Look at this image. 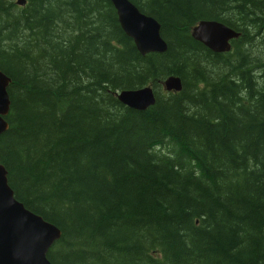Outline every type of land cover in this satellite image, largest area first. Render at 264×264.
I'll use <instances>...</instances> for the list:
<instances>
[{
  "label": "trees",
  "instance_id": "obj_1",
  "mask_svg": "<svg viewBox=\"0 0 264 264\" xmlns=\"http://www.w3.org/2000/svg\"><path fill=\"white\" fill-rule=\"evenodd\" d=\"M132 1L164 51L141 53L110 0H0L15 198L60 229L52 264H264V0ZM201 18L240 29L239 55L193 38ZM148 83L144 108L116 95Z\"/></svg>",
  "mask_w": 264,
  "mask_h": 264
},
{
  "label": "water",
  "instance_id": "obj_2",
  "mask_svg": "<svg viewBox=\"0 0 264 264\" xmlns=\"http://www.w3.org/2000/svg\"><path fill=\"white\" fill-rule=\"evenodd\" d=\"M112 1L119 8V22L122 28L134 40L141 53L166 49V41L160 33V23L153 16L138 11L127 0ZM239 34V31L216 19H200L192 28L193 37L216 52L228 50V39ZM10 80L11 78L0 69V134L8 127L3 115L9 109L10 99L6 86ZM163 82L167 89L182 87L178 75H168ZM116 95L121 101L135 108H144L155 101L150 84L122 88L116 90ZM6 173L5 166L0 162V264H52L46 256V251L54 239L60 236V229L44 220L41 215L27 209L15 198Z\"/></svg>",
  "mask_w": 264,
  "mask_h": 264
},
{
  "label": "bare ground",
  "instance_id": "obj_3",
  "mask_svg": "<svg viewBox=\"0 0 264 264\" xmlns=\"http://www.w3.org/2000/svg\"><path fill=\"white\" fill-rule=\"evenodd\" d=\"M111 1V0H110ZM132 1V0H131ZM11 2H12V4H13V6L15 7V8H22L23 9V7H25L26 5H27V3H28V0H24V2L23 3H21L20 5H17L16 3H15V0H11ZM137 7H138V5L134 2V1H132ZM238 31L240 32V34L242 33V31L240 30V29H238ZM190 34H191V29H190ZM251 41L250 40H248L247 41V43H246V45H248L249 43H250ZM235 48V47H234ZM211 50V49H210ZM235 50V52H236V54H238L239 55V49H234ZM211 53H217L216 51H213V50H211L210 51ZM246 54H248V52H246ZM218 61L219 62H222L223 64H225V65H227L226 64V62L223 60V58H218ZM165 141L168 139L167 138V136L165 135V137L163 138ZM167 143H169L168 141H166ZM171 150V148H165V150L164 151H170ZM192 165H193V163H192ZM202 225V224H201ZM204 225H205V223L200 227V228H192V230H190V229H188V230H190L191 232H196V233H199V232H201L202 230H203V227H204ZM162 258L161 259H158V260H164L165 258H164V253L162 254ZM155 258V257H154ZM156 259V258H155Z\"/></svg>",
  "mask_w": 264,
  "mask_h": 264
},
{
  "label": "rangeland",
  "instance_id": "obj_4",
  "mask_svg": "<svg viewBox=\"0 0 264 264\" xmlns=\"http://www.w3.org/2000/svg\"><path fill=\"white\" fill-rule=\"evenodd\" d=\"M15 3H16V1H15ZM17 4V3H16ZM17 5H19V4H17ZM27 44V43H26ZM233 44V43H232ZM258 47H259V49L264 53V47H262L261 46V44H258ZM235 48H233L232 49V51L234 50ZM247 52H248V50H247ZM245 53H246V51H245ZM239 76H238V74L236 75V78H238ZM235 78V79H236ZM160 84V83H159ZM158 90L162 93V94H166L167 93V91L165 90V89H163V87H162V85L160 84L158 87ZM169 148H171V143L169 142L168 143V145H167Z\"/></svg>",
  "mask_w": 264,
  "mask_h": 264
}]
</instances>
